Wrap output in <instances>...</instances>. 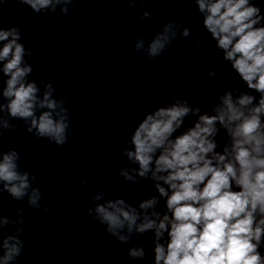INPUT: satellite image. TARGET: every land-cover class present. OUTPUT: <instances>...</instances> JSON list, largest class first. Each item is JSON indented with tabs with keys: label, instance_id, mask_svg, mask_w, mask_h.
I'll use <instances>...</instances> for the list:
<instances>
[{
	"label": "clouds",
	"instance_id": "obj_1",
	"mask_svg": "<svg viewBox=\"0 0 264 264\" xmlns=\"http://www.w3.org/2000/svg\"><path fill=\"white\" fill-rule=\"evenodd\" d=\"M18 3L29 6L36 14H55L57 6L63 5L60 13L69 15V5L78 7V0ZM194 3L203 28L238 77L236 86L219 94L212 108L214 114H200L201 108L189 107L184 98L147 114L131 131L126 142L129 147L122 152L137 165L131 171L140 179L127 168H121L117 176L132 184L151 180L158 196L141 200L138 207L124 198L109 199L87 211L121 244L129 243L133 233L140 238L151 231L153 264H264L259 251L264 244V13L255 0ZM128 6L136 8L137 0H128ZM139 8H144L143 0H139ZM150 15L141 11L140 18ZM177 24L183 21L163 24V31L148 46L149 59L169 49L177 36L173 31ZM190 35L191 29L184 27L182 36ZM21 40L19 27L0 28V42H4L0 48V73L6 77L0 88V113L7 115L0 116V136L6 130H15L11 120H22L27 132L62 146L71 135L67 101L54 97L51 82L44 85L41 93L36 81L28 79L33 66L26 57L32 55V49ZM207 43L208 37L198 42L200 52ZM141 47L143 39L136 44L137 49ZM190 58L196 60L197 55ZM216 75L214 68L208 72L210 79ZM241 86L244 90H240ZM181 91L189 93L190 89ZM253 93L259 94L258 98ZM189 114L198 119L177 135ZM221 129L228 137L222 154L217 151L216 140ZM20 160L17 150H0V192H7L14 201L27 197L28 205L39 210L42 194L38 187H32L36 177L20 168ZM103 194L95 195L93 201H99ZM161 198L164 207L157 210ZM149 209L153 210L150 215ZM48 210L44 207L45 212ZM22 211L17 208L15 218L0 215L4 250L0 264H14L22 253ZM10 224L18 227L11 233L3 231ZM125 228L128 235L121 234ZM145 256L143 244L127 251L129 260H143Z\"/></svg>",
	"mask_w": 264,
	"mask_h": 264
}]
</instances>
